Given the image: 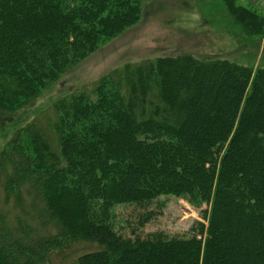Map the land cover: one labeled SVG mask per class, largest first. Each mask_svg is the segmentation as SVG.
I'll return each instance as SVG.
<instances>
[{
  "label": "trees",
  "instance_id": "trees-1",
  "mask_svg": "<svg viewBox=\"0 0 264 264\" xmlns=\"http://www.w3.org/2000/svg\"><path fill=\"white\" fill-rule=\"evenodd\" d=\"M225 1L246 33L264 29L263 12ZM141 3L0 0V128L133 26ZM54 107L56 149L29 125L32 153L16 137L0 155L6 197L36 194L26 219L0 213V264H264V68L187 53L129 62ZM169 195L207 205V223L135 238L109 223L115 205Z\"/></svg>",
  "mask_w": 264,
  "mask_h": 264
},
{
  "label": "rangeland",
  "instance_id": "rangeland-1",
  "mask_svg": "<svg viewBox=\"0 0 264 264\" xmlns=\"http://www.w3.org/2000/svg\"><path fill=\"white\" fill-rule=\"evenodd\" d=\"M239 2L264 14V0ZM141 8L139 20L133 26L100 42L95 52L46 88L22 117L6 123L4 129L0 128V155L3 151L10 154V145L16 137L20 138L29 154L32 153L31 138L26 132L29 125L43 132L56 149L57 134L53 128L55 102L95 85L101 78L129 62H155L160 57L187 53L196 57L229 60L254 69L264 68V29L246 33L229 17L225 0H142ZM4 171L0 170V213L7 222L14 223L19 216L26 219L25 212H32L36 194L31 185L25 184L18 198H7ZM206 208L207 205L196 208L183 197L161 196L148 205H115L109 223L131 238L145 237L157 231L170 236L188 237L193 234L196 222L207 223L202 215V210ZM151 210L161 213L140 226V219Z\"/></svg>",
  "mask_w": 264,
  "mask_h": 264
}]
</instances>
